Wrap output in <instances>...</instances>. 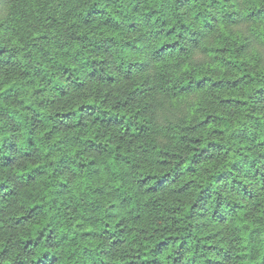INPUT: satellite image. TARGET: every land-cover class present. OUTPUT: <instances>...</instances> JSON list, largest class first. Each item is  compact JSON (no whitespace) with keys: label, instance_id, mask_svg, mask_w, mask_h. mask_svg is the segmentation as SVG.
Instances as JSON below:
<instances>
[{"label":"trees","instance_id":"16d2710c","mask_svg":"<svg viewBox=\"0 0 264 264\" xmlns=\"http://www.w3.org/2000/svg\"><path fill=\"white\" fill-rule=\"evenodd\" d=\"M0 264H264V0H0Z\"/></svg>","mask_w":264,"mask_h":264}]
</instances>
